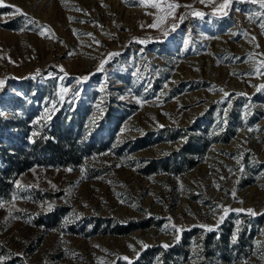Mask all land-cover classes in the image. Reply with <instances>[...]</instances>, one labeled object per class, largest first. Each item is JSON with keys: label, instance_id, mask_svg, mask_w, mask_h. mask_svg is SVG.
<instances>
[{"label": "rangeland", "instance_id": "obj_1", "mask_svg": "<svg viewBox=\"0 0 264 264\" xmlns=\"http://www.w3.org/2000/svg\"><path fill=\"white\" fill-rule=\"evenodd\" d=\"M151 2L2 0L0 264H264V0Z\"/></svg>", "mask_w": 264, "mask_h": 264}, {"label": "snow or ice", "instance_id": "obj_2", "mask_svg": "<svg viewBox=\"0 0 264 264\" xmlns=\"http://www.w3.org/2000/svg\"><path fill=\"white\" fill-rule=\"evenodd\" d=\"M141 2H142V3H145V0H141ZM203 2H204V0H201V3H203ZM229 2H230V0H225V3L222 4V5H220V8H225V7H227V5H228ZM0 6H3V4H2V0H0ZM181 6H182V5H179V4L166 3V4H165V8H161V4L158 2V0H152V2H151V7H154V8L158 9V10L161 11V12H164L165 9H167L168 12H167V15H166V16L158 17V21H159V23H153L152 25H150V27H152V28H157L160 24L165 23L166 20H167V18H168L169 16H171L173 19H175V17H174V10H175L176 8H178V7H181ZM261 6L264 7V3H262ZM12 7H15V6H12ZM186 7H191V6L189 5V6H186ZM16 12L21 13L22 10L19 9V8H16ZM194 14L197 15V16H203V13H202V12H195ZM224 14L226 15L227 13L225 12ZM25 15H26V14H25ZM30 22H31V21H30ZM262 27H264V25H262ZM165 35H167V32H165ZM97 43H98V42H97ZM100 67L102 68V67H103V64H101ZM2 84H3V81H0V85H2ZM66 91H67V89H62V92H66ZM61 98H63V97H61ZM53 107H54V106H53ZM228 211H229V210H228L227 208L224 209V213H225V215H227ZM247 211H248L249 213L253 214V215L255 214L254 211H253L252 209H248ZM220 219H221V221H222V220L224 219V217L221 216ZM208 230L211 231L212 229L209 228ZM178 231H179V230H178ZM177 239H179V237H177ZM144 247L146 248L147 245H144ZM163 247L167 248L168 245H163ZM123 259L127 260L128 258H127V257H124ZM129 264H131V262H129Z\"/></svg>", "mask_w": 264, "mask_h": 264}, {"label": "trees", "instance_id": "obj_3", "mask_svg": "<svg viewBox=\"0 0 264 264\" xmlns=\"http://www.w3.org/2000/svg\"><path fill=\"white\" fill-rule=\"evenodd\" d=\"M49 145L54 149L52 151V154L54 155L55 159L58 161H68L67 159H73L74 156L71 154H69L68 152H60L59 149V142H50ZM24 153L20 154V155H15L12 154L10 157L7 156L6 151H2L1 152V157H2V161H3V171L0 170V174H11L13 172H18L21 169V166L25 163L24 162ZM73 157V158H72ZM65 163V162H63ZM1 181V180H0ZM2 184H0L1 186Z\"/></svg>", "mask_w": 264, "mask_h": 264}]
</instances>
